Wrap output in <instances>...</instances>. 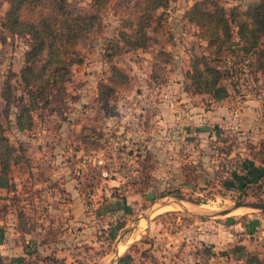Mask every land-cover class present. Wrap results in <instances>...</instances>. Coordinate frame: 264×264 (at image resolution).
Masks as SVG:
<instances>
[{"label":"rangeland","instance_id":"rangeland-1","mask_svg":"<svg viewBox=\"0 0 264 264\" xmlns=\"http://www.w3.org/2000/svg\"><path fill=\"white\" fill-rule=\"evenodd\" d=\"M193 1L171 0L165 8H158L153 15L161 11V20H152L147 27L150 39L144 48L107 55L108 40L116 37L132 4V0H109L99 10L100 23L77 44L81 62L71 66L63 87L47 97L46 107L61 110L72 99L70 88L79 84L73 75L92 71L95 78L90 85H97L106 81L111 63L126 72V86L116 87L112 93L92 89L79 104L92 113L82 117L83 125L106 113L114 121L112 130L122 125L129 132L130 141L123 144V150L132 154L136 173L112 182L101 178L93 165L78 166L73 152L67 157L73 165L67 170L69 178L59 176L61 186L49 169L51 159L42 163L34 138L38 137V119L49 107L33 113L28 131H16L12 115L2 119L6 135L24 157L13 164L9 174L0 175V254L4 264H15L20 258L46 264H243L229 251L237 243L264 260V210L238 206L217 213L236 201H264V176L260 185L250 183L243 195L226 180L243 158L252 160L253 177L264 172L263 153L254 154L264 148V72L247 65V56L236 51L238 42L233 35L218 59L228 71L222 79L228 95L215 102L194 92L185 72L191 56L206 50L197 27L183 17ZM220 1L224 6L236 3L243 8L252 0ZM67 6L79 14L95 10L90 0H68ZM27 43V37L19 35L0 39V89L8 71L14 73L11 83L19 88L17 74ZM160 48L168 52L165 62L159 60ZM2 104L0 97V107ZM46 124V129L53 125L50 120ZM78 135L70 141L69 151L83 145ZM103 141L85 146V150L96 149L106 143ZM41 150L43 155L49 153L47 147ZM147 150L151 180L136 183L138 159ZM26 154L33 160H26ZM120 158L118 152L110 154L111 162L118 163ZM44 166L46 169H39ZM185 177L186 185L182 183ZM147 191L153 193L152 198L145 197ZM110 192L120 195L109 196ZM111 201L113 208H108ZM154 201L146 218V207ZM18 211L26 216V232L16 229ZM123 254L127 256L119 261Z\"/></svg>","mask_w":264,"mask_h":264},{"label":"trees","instance_id":"trees-1","mask_svg":"<svg viewBox=\"0 0 264 264\" xmlns=\"http://www.w3.org/2000/svg\"><path fill=\"white\" fill-rule=\"evenodd\" d=\"M67 1L6 0L7 6L0 14L1 41L12 35H19L27 37L28 42L17 74L19 88L11 83L14 73L8 71L0 89V97L3 100L0 107V175L2 176L10 173L13 164L24 159L23 155L18 153V147L6 135L2 119L8 120L12 115V126L18 132L32 128L33 113L38 108L46 107L48 95L53 90L61 89L68 78L71 66L81 62L77 44L85 34L100 23L99 10L109 2V0H90L95 10L91 13L79 14L67 6ZM170 1L132 0L122 28L117 30L115 38L108 40L107 48L110 51L106 54L113 55L121 50L144 48L150 39L147 27L152 20L156 23L161 20V11L156 16L153 15L154 12L158 8H165ZM183 17L197 27L198 35L205 41L206 53L192 55L189 69L185 72L188 84L194 92L206 94L215 102L228 95V89L222 83V79L228 76V71L218 64V59L233 35L238 42L236 51L240 56H247V65L264 72V0L248 1L243 8L236 3L224 6L220 0H194L183 11ZM156 28L157 26L153 25L151 29ZM157 53L159 60L163 62L167 60L164 54L168 52L163 48ZM128 83L127 73L111 63L106 81H99L96 86L98 90L112 93L116 87L126 86ZM16 89H20L19 92H16ZM100 126L89 123L81 128L78 136L83 145L79 148L94 147L104 142L90 139L92 132L102 138ZM263 149L261 151L257 149L254 154L262 152L264 155ZM148 152L145 151L138 159L140 170L134 177L136 183L151 180V172L147 170L146 164L151 156ZM225 152L228 153L229 149L227 148ZM238 167H234L229 172L226 180L229 184L237 185L243 195L250 183L260 185L264 172L258 171L253 177L254 164L247 158L241 159ZM182 183L187 184L186 177ZM116 195L120 193H109V196ZM17 217L16 229L21 233L28 231L24 212L18 211ZM229 251L243 264H264V260L257 252L246 249L242 243L232 245ZM126 256L127 254L119 256V261ZM44 258L56 260L53 256H44ZM3 260L0 254V263L4 262ZM14 263L46 264L24 261L23 258L15 260Z\"/></svg>","mask_w":264,"mask_h":264},{"label":"crops","instance_id":"crops-1","mask_svg":"<svg viewBox=\"0 0 264 264\" xmlns=\"http://www.w3.org/2000/svg\"><path fill=\"white\" fill-rule=\"evenodd\" d=\"M6 6H7L6 0H1L2 11L0 12V14L3 12ZM72 77L75 79L76 82H79V84H76L75 86H73V88L72 87L70 88V92L72 96L69 95L68 97L71 96L72 99L71 98L68 99L64 104L65 107L62 108L61 110L57 109L56 107L54 108L53 106L49 107V105L43 108L45 110L49 107V109L46 111V114L42 118L38 119L37 125H40V127H38L36 130L38 137H34L35 140L37 138V143L39 144L37 146L39 148V152H40L39 154L41 155V161H43L42 163L48 164L49 159H51L53 165L49 169L52 170V174L55 176L54 178H57V183L60 185L61 183H59V181L61 180V178H59V176L63 174V178L65 180L68 179L69 175H67V170H69L70 167L71 168L73 167V165H71L70 163L71 161L68 160L67 158L68 155L74 152L75 154L74 156H77L78 153L80 152V148L72 146V149L70 148L71 149L70 152L69 149H67V147H69L70 141L72 142V139L76 137V135L80 132L81 128L84 126L83 122L85 121H82V117L86 115V113L87 115L92 114V113L88 114V110L90 109L87 106L79 103L83 102L86 99L87 94L91 93L92 89H95V91L98 93V89L96 85L93 84L90 85V82L95 78V74L92 71L75 74ZM67 79L65 81H67ZM101 109L102 108H100V110ZM78 117H80V119ZM48 120H50L51 123H53V125L51 128L46 129L47 127L46 122H48ZM90 122L91 123L97 122L98 125H103V124L105 125L106 123L111 124L114 121L113 122L110 121V118L106 115V113H103V115L99 116L97 120L96 119L94 120L93 118L90 119ZM119 128H121V132L119 133V135H121V137L127 142L129 140L128 138L129 132L123 129L122 125H118V128H115L114 130L118 132ZM44 138H48V139H44ZM33 140L34 139L31 138V141ZM144 141L146 142V140ZM43 147L48 148L49 153L46 152L45 153L46 155H43L44 152L41 150ZM35 156L36 158H38L37 155ZM25 157L27 158L26 160H31V161L33 160L31 155L29 154H26ZM46 159L48 160L47 163L45 162ZM75 166H77L76 163ZM45 167L46 166L40 167L39 169L40 170L43 168L46 169ZM109 199L112 200L113 198H109ZM111 202L112 203L107 204L108 208H113V201Z\"/></svg>","mask_w":264,"mask_h":264},{"label":"built area","instance_id":"built-area-1","mask_svg":"<svg viewBox=\"0 0 264 264\" xmlns=\"http://www.w3.org/2000/svg\"><path fill=\"white\" fill-rule=\"evenodd\" d=\"M102 138L98 137L94 132L90 133V139L101 141L106 140L102 146L96 147V149H80V152L77 155V163L79 165H93L99 168V174L101 178H108L112 182L119 177L123 178L127 177V175H131L132 173H136V163L132 159V154L130 152H125L123 150V144L126 141L119 135V133L115 130H112L109 123H106L102 128ZM114 153L118 152L121 155L120 161L111 162L110 154L109 156L106 152ZM117 173L118 176L112 177L111 175ZM118 177V178H117ZM121 179V180H123Z\"/></svg>","mask_w":264,"mask_h":264},{"label":"water","instance_id":"water-1","mask_svg":"<svg viewBox=\"0 0 264 264\" xmlns=\"http://www.w3.org/2000/svg\"><path fill=\"white\" fill-rule=\"evenodd\" d=\"M120 132H121V128H119V130H118V133H120ZM145 197L146 198H152L153 197V193L151 191H147V192H145ZM162 198H164V197H162ZM163 201H165V203L170 202V201H167V200H163ZM155 202L156 201H154L151 205H149L148 207H146V214H145L146 215V218L151 213V211L153 209L152 207L154 206V203ZM179 205L183 207V204L182 203L179 204ZM238 206L256 207V208H259L261 210H264V202H261V201H236V202H233L232 205L229 208H227V209H221L217 213L223 214V213H225V212H227V211H229V210H231V209H233L235 207H238ZM184 208H185V206H184ZM4 263L5 262H1L0 264H4Z\"/></svg>","mask_w":264,"mask_h":264},{"label":"bare ground","instance_id":"bare-ground-1","mask_svg":"<svg viewBox=\"0 0 264 264\" xmlns=\"http://www.w3.org/2000/svg\"><path fill=\"white\" fill-rule=\"evenodd\" d=\"M163 209V208H162Z\"/></svg>","mask_w":264,"mask_h":264}]
</instances>
